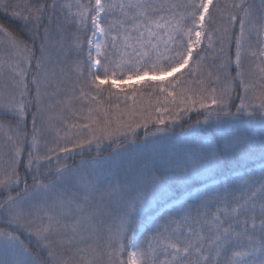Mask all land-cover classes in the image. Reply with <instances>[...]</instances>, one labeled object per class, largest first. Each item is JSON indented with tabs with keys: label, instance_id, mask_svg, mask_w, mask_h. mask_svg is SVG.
Returning a JSON list of instances; mask_svg holds the SVG:
<instances>
[{
	"label": "snow or ice",
	"instance_id": "obj_1",
	"mask_svg": "<svg viewBox=\"0 0 264 264\" xmlns=\"http://www.w3.org/2000/svg\"><path fill=\"white\" fill-rule=\"evenodd\" d=\"M0 264H264V0H0Z\"/></svg>",
	"mask_w": 264,
	"mask_h": 264
},
{
	"label": "rangeland",
	"instance_id": "obj_2",
	"mask_svg": "<svg viewBox=\"0 0 264 264\" xmlns=\"http://www.w3.org/2000/svg\"><path fill=\"white\" fill-rule=\"evenodd\" d=\"M54 28H55V25L53 26ZM89 35H91V31H90V34ZM67 39H68V37H67ZM68 40H70V39H68ZM71 54V53H70ZM86 56H87V45L85 44V57L83 58V60H85L86 59ZM71 58H70V56H69V59H68V64L70 65L71 64V60H70ZM171 77H169L168 79H170ZM134 83V82H133ZM65 87L66 88H70L71 87V84H68L67 82H66V85H65ZM161 103H163V100L161 99ZM155 104H156V100H154V101H152V102H149L148 104H143V105H138V106H134L132 109H130V110H120V111H113V113L115 114V113H118V112H123V113H125V115H124V117H123V119L124 120H129V122H132V121H139L140 120V118H141V114H143L144 112H145V110H150V107H154L155 106ZM128 114H132L131 115V119L129 118V115ZM154 115H156V114H154ZM165 115H167V114H165ZM155 126V125H154ZM29 127H30V121H29ZM154 130V127L152 128V127H150V128H148V131L149 132H151V131H153ZM192 132V130H189V131H186V132H184V133H182V134H180V135H177V134H173V133H170L169 135H170V137L173 139V140H180V139H183L186 135H188V134H190ZM144 133H145V129L141 126V127H139V128H137L136 130H135V134H136V145H141V144H143L144 143ZM152 139V137L150 136L149 137V140H151ZM120 140L121 141H124V137H120ZM125 148H127L129 151H132L133 149H134V146L133 145H131V144H128V143H122L121 144V150H123V149H125ZM106 149H108V151L110 152H108V153H105V154H103V155H99V153L100 152H102V150H106ZM80 150L78 149L77 150V152H79ZM92 153V157H90V158H88V157H86V158H82L81 159V157L82 156H84V155H88V154H91ZM99 153H97V151H96V149H95V145H93L92 146V151L91 152H89L88 150H87V146L85 147V149H84V155H75L74 157H73V159H74V161H71V160H69L68 161V163H69V165L70 166H72V167H76V166H78V165H80V163H81V161H85V162H88V161H98V162H100L101 164H108V163H110V162H112V160H113V158H114V152H113V150H112V148L111 147H109V145H108V142L107 141H105L103 144H102V146H101V150L99 151ZM78 158V159H77ZM71 161V162H70Z\"/></svg>",
	"mask_w": 264,
	"mask_h": 264
},
{
	"label": "trees",
	"instance_id": "obj_3",
	"mask_svg": "<svg viewBox=\"0 0 264 264\" xmlns=\"http://www.w3.org/2000/svg\"><path fill=\"white\" fill-rule=\"evenodd\" d=\"M226 2H230V0H219V3H221V4H224ZM257 2H258V0H257ZM5 22L7 23V21H5ZM90 28H91V25L89 23V29ZM72 31H74V26H70L69 27L68 39H71V32ZM89 34H90V31L87 32V35H89ZM84 57H85V50L79 54V59L83 60ZM70 58H71L70 60H71V63H72L77 58V53L75 51L71 52ZM170 79H173V77H171ZM154 100H156L155 95L151 94L147 90H144L142 92L137 93L135 100L125 99L123 97V95H121L119 99H117L116 97H112V99L109 100V99H107V93H105L104 106L105 107H109L111 105L110 111L113 113V111H120V110H124V111L127 110L128 111V110L132 109L134 106H138V105L141 106L143 104H148L149 102H152ZM116 104L120 105L119 109H117L115 107ZM191 123L194 124L195 121L193 120V121H191ZM150 127L153 128L155 126L152 125V124H149L148 128H150ZM189 130H192V129H190L189 124L181 123L180 126L176 127L175 130L170 132V133L180 135V134H182V133H184L186 131H189ZM107 151H108V149L102 150V152H100L99 155L101 153H102L101 155H103L105 153H108L109 151L108 152ZM92 156L93 155L91 153V154L82 156L81 159L82 158H86V157L90 158ZM71 161H74V159H72Z\"/></svg>",
	"mask_w": 264,
	"mask_h": 264
}]
</instances>
